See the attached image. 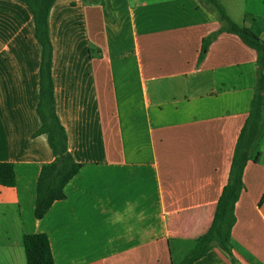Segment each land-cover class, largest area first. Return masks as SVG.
Segmentation results:
<instances>
[{
  "label": "crops",
  "instance_id": "0c3cea01",
  "mask_svg": "<svg viewBox=\"0 0 264 264\" xmlns=\"http://www.w3.org/2000/svg\"><path fill=\"white\" fill-rule=\"evenodd\" d=\"M264 40V0H219ZM31 9L0 0V264H28L47 234L56 264H180L214 223L258 84V54L199 0H55L49 14L57 115L82 169L36 218L55 156L42 121L43 50ZM232 230L235 264H264V106ZM195 264H233L214 248Z\"/></svg>",
  "mask_w": 264,
  "mask_h": 264
},
{
  "label": "trees",
  "instance_id": "16d2710c",
  "mask_svg": "<svg viewBox=\"0 0 264 264\" xmlns=\"http://www.w3.org/2000/svg\"><path fill=\"white\" fill-rule=\"evenodd\" d=\"M27 4L36 25L35 36L43 50L40 71V103L37 113L42 127L37 135H46L55 159L42 168L38 178L36 197V218L42 220L52 205L67 198L66 187L80 172L82 165L75 161L69 152L67 133L56 111V98L52 69L53 44L50 38L49 14L55 0H20ZM202 5L215 13L222 23L219 31L203 40L200 61L205 60L211 44L222 33L238 35L246 46L258 54V84L255 88L252 109L245 127L240 133L235 155L233 156L230 179L223 190L213 225L203 235L180 264H195L217 248L235 264L232 249V230L236 225V203L245 189L243 182L246 166L250 160L253 144L260 132L262 109L264 106V40L245 25L234 22L219 0H199ZM16 170L9 162L0 163V185L14 188L17 185ZM24 249L28 264H56L51 241L47 234H27L24 236Z\"/></svg>",
  "mask_w": 264,
  "mask_h": 264
}]
</instances>
